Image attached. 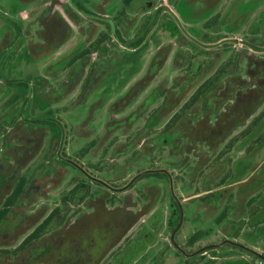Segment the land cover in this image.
Wrapping results in <instances>:
<instances>
[{
	"label": "flooded vegetation",
	"instance_id": "obj_1",
	"mask_svg": "<svg viewBox=\"0 0 264 264\" xmlns=\"http://www.w3.org/2000/svg\"><path fill=\"white\" fill-rule=\"evenodd\" d=\"M89 98L90 122L80 116L64 133L44 108L65 99L72 111ZM52 130L45 157L64 168L68 225L124 232L113 250L131 239L129 257L74 264H250L224 245L256 264L264 0H0V208L20 190L0 224V264H72L17 250L58 195L22 176ZM182 230L189 246L202 244L183 249Z\"/></svg>",
	"mask_w": 264,
	"mask_h": 264
},
{
	"label": "trees",
	"instance_id": "obj_2",
	"mask_svg": "<svg viewBox=\"0 0 264 264\" xmlns=\"http://www.w3.org/2000/svg\"><path fill=\"white\" fill-rule=\"evenodd\" d=\"M20 190H15L12 196L1 205L0 208V224L8 226L4 223L6 213L13 207L18 206L20 202L16 200ZM53 207L47 215L41 218V213L36 217L39 223L33 231L25 237L17 250L22 251L25 258L36 257H53L71 259V263H81L84 258L88 262H92L105 255H118L119 257H129L130 238L125 240V246H120L113 251L115 243L124 235V232L116 234H100L94 232H83L74 229V226L68 225V196L62 191L52 198ZM80 202V201H79ZM78 201L76 204L79 203ZM46 201L43 203L45 205ZM43 207V206H39ZM78 218V217H77ZM35 219V220H36ZM0 229H4L5 227ZM196 236H192L189 241L194 240ZM103 240L104 244L99 246L97 242ZM145 248H139L143 251ZM66 261L57 262L55 264H64ZM90 264V263H89Z\"/></svg>",
	"mask_w": 264,
	"mask_h": 264
},
{
	"label": "rangeland",
	"instance_id": "obj_3",
	"mask_svg": "<svg viewBox=\"0 0 264 264\" xmlns=\"http://www.w3.org/2000/svg\"><path fill=\"white\" fill-rule=\"evenodd\" d=\"M29 39L33 40V38H29ZM32 40L27 41V38L24 37L23 40H22L23 46L25 48H27V44L30 43ZM29 76H30V74H29ZM21 77H25V73H23L21 75ZM88 97H90V96H88ZM48 99H50L49 96H48ZM90 100H91V98H89L87 103L84 104L82 107H80L79 109L76 108V110H72V111H71V109H68V108H70L69 107V103H68V101H65V99H62L59 102H56L54 104L50 103L44 108H45V110L47 109V111L49 112L48 115L55 117L54 118L55 120H58L59 122H61V125L63 126L62 127L63 132H62V129H61L60 126H57V128L60 130L61 133H64V131H66L64 129V127H66L67 130H68V127H70L72 125L74 119L77 120V119H79L80 116L83 118V120H87L89 118V115H90V112H89ZM89 122H90V120H89ZM91 124H93V122L90 123V126H91L92 129L100 128V127L95 128V126L91 125ZM53 131L54 130L50 131L46 135L45 140H44L45 142L43 143V146H41L38 154L29 162V165L27 166V169H24L23 172H22V176H24L27 179H29L31 176L35 177V178H38V179L35 180V183L42 186L40 188V191L42 193H40V194H47L48 192H51V194H59L62 191V186H59V184H60V182L63 179L62 177L64 175V168L61 165L57 164L58 162L54 158H52L50 161L46 162V157H45V153L48 150L47 142L49 140V136L51 134H53ZM55 131H56V129H55ZM64 145H65V143H64ZM191 159H192V156H191ZM193 163H194V161H193ZM54 165H55V171H56L55 174L51 173L54 170V168H52V166H54ZM34 171H35V173H34ZM70 171H71V174H75V172H76L75 170H73V168H71ZM154 178L155 177L153 175H150V176H147L145 179L148 182L150 180L151 181L154 180ZM55 186L57 188L55 189V191H53L52 188L55 187ZM49 198L52 200V198L50 196H49ZM37 204L38 203H36V205ZM39 206H44L43 200L41 198L39 200ZM40 208H42V210H44L43 207H40ZM29 209H32V206H29ZM38 214L39 213H37L36 216ZM183 231L184 230H182V232H179V233L176 234L177 243L183 249H185L186 251H191L195 247H197L198 245L202 244V242H198V243L194 244V246L193 245L189 246L188 243H187L188 242L187 239H188V235L190 233L183 232ZM133 233H134V231L130 232L129 236L133 235ZM13 234L14 233H9L8 235L1 236L2 241H6V240L10 241V239H12V237H13ZM168 236H169L168 233L162 234L160 236V238H159L160 242L161 241H167L168 240ZM222 237L223 236L221 234H216V236L214 238L210 239V241L218 242L219 240H221ZM239 240H240V238H239ZM240 241H242V240H240ZM123 243H124V241H123ZM123 243H121L120 246H122ZM157 248H158V246H157ZM233 249H235V251ZM233 249H232V247H230V245H224L223 249H220V250H223L225 252V255L230 256L231 258H236V257L242 256V257L248 259L249 262L251 261L250 264H254L255 263L254 260H250V259H252V257H251V255L248 254V252H242V251L239 252L237 248H233ZM255 249H256L255 252L264 251V244L259 246V247H256ZM116 250L117 249H114L113 252L116 251ZM146 256H149V255L147 254ZM217 256H220V253H218Z\"/></svg>",
	"mask_w": 264,
	"mask_h": 264
},
{
	"label": "built area",
	"instance_id": "obj_4",
	"mask_svg": "<svg viewBox=\"0 0 264 264\" xmlns=\"http://www.w3.org/2000/svg\"><path fill=\"white\" fill-rule=\"evenodd\" d=\"M256 264H264V251L261 252V257L258 258Z\"/></svg>",
	"mask_w": 264,
	"mask_h": 264
},
{
	"label": "water",
	"instance_id": "obj_5",
	"mask_svg": "<svg viewBox=\"0 0 264 264\" xmlns=\"http://www.w3.org/2000/svg\"><path fill=\"white\" fill-rule=\"evenodd\" d=\"M258 256H259V257H261V255H260V254H259Z\"/></svg>",
	"mask_w": 264,
	"mask_h": 264
}]
</instances>
